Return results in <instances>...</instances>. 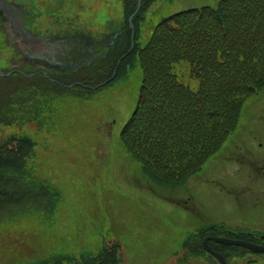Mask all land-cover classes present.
<instances>
[{
    "label": "rangeland",
    "instance_id": "1",
    "mask_svg": "<svg viewBox=\"0 0 264 264\" xmlns=\"http://www.w3.org/2000/svg\"><path fill=\"white\" fill-rule=\"evenodd\" d=\"M36 1L44 14L50 13L45 6L54 0ZM110 2L115 4L101 32L124 23L122 0H105L107 5ZM219 2L156 0L141 21L137 42L144 46L155 25L174 12ZM90 6L98 10L101 4L96 1ZM57 15L66 18V8L61 7ZM86 25L94 23L88 20ZM179 68L187 71V63ZM142 80L137 57L128 75L108 87L93 94L69 91L47 101L49 111L41 123L19 117L17 124L4 125L0 140L26 130L38 141L35 156L41 180L56 182L60 198L54 213L30 209L0 224V264H16L27 255L91 254L102 241L123 245L119 264H178L188 251L183 249L185 239L199 226L225 223L234 231L264 232V91L245 102L239 125L201 171L178 188H159L147 183L140 162L121 140ZM184 81L198 87L195 78L185 76ZM7 88L3 85L0 91ZM240 256H233L231 262L262 264L260 255ZM190 259L189 264H218L206 256Z\"/></svg>",
    "mask_w": 264,
    "mask_h": 264
},
{
    "label": "trees",
    "instance_id": "2",
    "mask_svg": "<svg viewBox=\"0 0 264 264\" xmlns=\"http://www.w3.org/2000/svg\"><path fill=\"white\" fill-rule=\"evenodd\" d=\"M141 56L140 100L122 138L150 176L177 186L221 146L245 98L264 87V0H222L217 8L177 13L157 26ZM182 60L200 79L198 90L175 73ZM0 83L9 87L0 91V124L19 117L44 119L47 101L57 94L44 76L0 78ZM34 149V142L20 136L0 143V214L10 216L0 215V224L30 209H55V191L31 174ZM214 245L222 252L230 248ZM59 255L22 264L77 259ZM77 260L74 264H118V248L104 246Z\"/></svg>",
    "mask_w": 264,
    "mask_h": 264
},
{
    "label": "water",
    "instance_id": "3",
    "mask_svg": "<svg viewBox=\"0 0 264 264\" xmlns=\"http://www.w3.org/2000/svg\"><path fill=\"white\" fill-rule=\"evenodd\" d=\"M0 8H1V10L4 11V15L5 16H8L11 13H13V14H15L17 20H19L18 19L19 9H18V6L16 4H14L12 2H9L7 0H0ZM19 26H20V28L22 27L23 29H26L24 27V25H20L19 24ZM215 239L220 241V242H223V243L243 245V246L251 248V249H253L255 251H264V247L263 246L256 245V244L244 241V240H235V239L220 238V237H216ZM206 241H207V239H206ZM208 249L210 251L214 252L211 248H208ZM214 253L219 258V260L221 261L222 264H227L226 260L224 259V257L221 254L216 253V252H214Z\"/></svg>",
    "mask_w": 264,
    "mask_h": 264
},
{
    "label": "flooded vegetation",
    "instance_id": "4",
    "mask_svg": "<svg viewBox=\"0 0 264 264\" xmlns=\"http://www.w3.org/2000/svg\"><path fill=\"white\" fill-rule=\"evenodd\" d=\"M69 38L70 40H68L67 44L64 46L61 47L57 45L51 48L52 51L56 53L55 55L58 59L71 60L73 57L83 55L84 52L88 53V49L91 48L90 44L83 42L78 45L79 41L76 40V35Z\"/></svg>",
    "mask_w": 264,
    "mask_h": 264
}]
</instances>
